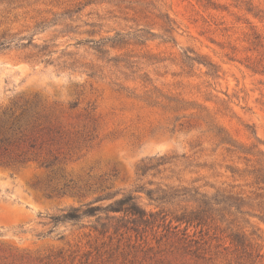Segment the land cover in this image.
<instances>
[{"label":"rangeland","instance_id":"1","mask_svg":"<svg viewBox=\"0 0 264 264\" xmlns=\"http://www.w3.org/2000/svg\"><path fill=\"white\" fill-rule=\"evenodd\" d=\"M0 37V123L42 115L35 148L0 154V264H264V0H0ZM125 194L157 222L55 220ZM215 195L240 204L175 218Z\"/></svg>","mask_w":264,"mask_h":264},{"label":"trees","instance_id":"2","mask_svg":"<svg viewBox=\"0 0 264 264\" xmlns=\"http://www.w3.org/2000/svg\"><path fill=\"white\" fill-rule=\"evenodd\" d=\"M165 20V30L169 31L171 19L166 16ZM141 33L138 36L141 38L146 31L141 28ZM150 33V32H148ZM4 37H0V50L4 49L6 46V41L3 40ZM94 46L93 49L98 53L100 59L107 58L109 51L115 48H121L128 44L126 42L125 36L122 33H116L113 37H102L98 40L90 41ZM46 46L41 48L45 50ZM114 62L118 63L120 60L117 56L112 58ZM186 60H197L190 55H186ZM127 64L129 61L125 60ZM200 63V61H198ZM93 70V69H92ZM38 104L24 103L19 104L18 102L12 103L10 106L6 107L2 111V121L0 123V154H6L9 152L11 147H20L21 144H28L29 147L35 148L37 145L36 133L40 130L41 124V113L38 110ZM51 165H46L49 167ZM147 166H144L145 170ZM179 189L174 188H156L148 189L146 191L148 197L156 202H166L175 197H178ZM113 198V196H106L100 198L101 200ZM203 205L200 209L183 212L177 215L175 218L178 221H185L188 224H193L198 222L201 224L205 220V215L208 208V213L211 210V203L217 204H236L239 206V201L235 200L229 196L218 197L217 195L208 197V200L202 201ZM105 213V219L116 220L118 224H126L127 222L142 223L145 225H151L157 222V218L161 215V211L157 212H147L138 203L137 198L132 194H125L120 198L115 199L113 202L104 205H95L93 202L83 204L82 206L73 207L66 210L63 214L57 216L55 220L57 222L62 221H79L83 217L87 216H97V221L102 230L108 227V221H102L99 214ZM110 213H121L123 216L110 215ZM128 217V218H127ZM164 218V217H163ZM261 219L264 220V213L261 215ZM233 241L238 244H243L244 240L240 234H233Z\"/></svg>","mask_w":264,"mask_h":264}]
</instances>
